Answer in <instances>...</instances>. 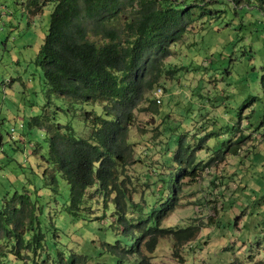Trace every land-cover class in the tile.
<instances>
[{
  "label": "trees",
  "instance_id": "16d2710c",
  "mask_svg": "<svg viewBox=\"0 0 264 264\" xmlns=\"http://www.w3.org/2000/svg\"><path fill=\"white\" fill-rule=\"evenodd\" d=\"M27 2L32 9L53 4L35 61L49 92L63 104L52 107L50 115L44 112L28 121L44 131L42 157L47 166L29 179L30 191L6 190L0 197V264H127L123 259L127 254L136 255L134 264H151L140 247L151 253L160 237L170 235L176 249L194 238L196 226L162 227L161 219L178 201L180 181L187 178L184 185H190L203 167L184 134L174 136L176 146L171 148L168 136L179 124L172 126L161 118L157 135L166 142L161 151L165 159L153 169L157 178L149 184L152 190L140 191L135 200L132 187L148 185L152 174L145 172L137 181L127 172L134 161L130 127L143 98L159 104L145 94L161 86L162 78L177 74L179 67L169 68L164 61L188 27L203 17L207 2ZM258 125L264 127V119ZM41 147L35 143V151ZM236 149L234 145L232 153ZM94 194L100 197L101 212L92 218L88 211ZM263 197L256 200L260 206ZM222 204L219 215L227 211L228 204ZM104 217L106 223H100ZM57 219L80 231H63L55 225ZM94 222L104 224L96 229L101 231L100 244L92 236ZM73 235H80L83 242L72 250L68 243L78 244Z\"/></svg>",
  "mask_w": 264,
  "mask_h": 264
},
{
  "label": "rangeland",
  "instance_id": "374dc122",
  "mask_svg": "<svg viewBox=\"0 0 264 264\" xmlns=\"http://www.w3.org/2000/svg\"><path fill=\"white\" fill-rule=\"evenodd\" d=\"M205 1L203 17L188 27L164 61L179 70L160 80L161 101L152 105L143 98L134 110L129 132L134 161L127 171L137 181L151 173L148 185L132 187L135 200L140 191L149 193V184L157 178L153 169L165 159L161 151L166 142L157 135L161 118L172 126L178 123L168 136L171 148L176 146L174 136L184 134L203 169L190 185H184L187 178L180 181L179 199L161 226L190 224L196 233L176 249L173 237L166 235L151 253L142 247L139 252L148 255L151 264H261L264 206L256 200L264 196V127L258 128L264 119V0ZM52 5L32 9L27 0H0V197L6 190L30 191L29 179L47 166L42 157L44 131L28 121L44 112L50 115L52 107L63 104L49 92L35 61ZM152 92L145 96L152 99ZM83 130L79 124L78 131ZM35 143L42 145L37 151ZM220 150L225 151L214 155ZM222 201L227 211L219 215ZM89 202L88 213L94 218L101 212L100 197L94 194ZM99 222H94L92 234L97 244L101 231L96 229L104 225ZM55 225L68 233L80 231L59 219ZM120 231L115 229L116 234ZM72 238L78 244L68 246L78 249L83 240L80 235ZM123 259L134 264L136 255Z\"/></svg>",
  "mask_w": 264,
  "mask_h": 264
},
{
  "label": "built area",
  "instance_id": "2783aa9c",
  "mask_svg": "<svg viewBox=\"0 0 264 264\" xmlns=\"http://www.w3.org/2000/svg\"><path fill=\"white\" fill-rule=\"evenodd\" d=\"M153 97L155 98L156 102H160L161 101V97L163 94V89L162 87H156L153 92Z\"/></svg>",
  "mask_w": 264,
  "mask_h": 264
}]
</instances>
